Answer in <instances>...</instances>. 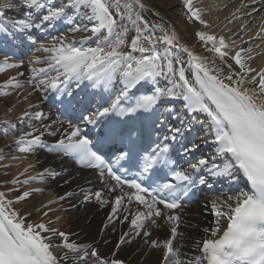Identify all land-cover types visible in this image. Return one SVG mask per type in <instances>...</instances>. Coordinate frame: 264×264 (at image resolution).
Here are the masks:
<instances>
[{"label": "snow or ice", "instance_id": "1", "mask_svg": "<svg viewBox=\"0 0 264 264\" xmlns=\"http://www.w3.org/2000/svg\"><path fill=\"white\" fill-rule=\"evenodd\" d=\"M21 2L26 9L21 14L22 18L9 24L0 23V32H8L9 27L26 32L30 29L46 28L48 24L66 19L73 25V32L91 33L90 36H83L79 40L66 35L52 36L47 44H39L36 51L48 55L43 59L37 57L36 62L45 63L47 67L32 69L33 73L39 71L45 76V79L32 85L35 91L45 93L51 91L72 97L73 91L68 86L73 81L76 82V87L87 80L93 87L105 90H110L119 81L122 87L110 106L93 113L92 116L84 117L89 124H94L98 116L107 117L110 114L131 116L137 112L152 111L162 100L182 99L186 102L185 107L188 111L206 114V134L213 137L215 156L201 157L195 162L189 161L186 169H180L176 161L171 159L167 144L163 147L158 144L151 151L142 149L144 154L139 161H135L130 154L133 151L130 147L128 151L121 150L115 161L117 165L122 160L139 165V180L129 181L114 171L113 164H109L93 151L92 141L82 136L81 128L74 127L71 123L52 146L46 145L41 140V135L32 133L20 135L16 141L20 145L19 150L29 152L36 145L48 147L49 151L72 155L81 165L99 169L102 178L107 176L114 180L115 184L109 186L108 191L115 192L119 187L121 195L115 198V206L112 208L109 221L116 216L125 197L128 203L135 200L146 209L137 211L130 221L134 231L128 235L133 238L141 234L150 237L151 232L148 229L153 225L159 227L154 217L163 215L171 227L170 238L162 243L165 251L161 264H264V70L249 79L245 73L251 74L255 70L246 67L240 52H237L232 59L244 72L238 73L240 78L237 80L233 79V75L223 76L221 70H214L202 57L195 55L187 46L179 44L175 31L169 32L163 25H152L150 30L149 22L137 11V8H146L142 0H123V3L121 0H58L57 3L53 0H21ZM183 4L192 17L205 24L199 9L193 7V0H183ZM0 7L15 8L19 11L11 2H6ZM113 8L119 14V20L114 16ZM3 15L4 13L0 12V17ZM73 16L80 22L76 23ZM124 19L129 21L136 32L130 43L129 28L122 23ZM157 29L162 35H155ZM197 35L200 41L211 42L210 50L217 53L221 60L228 57L223 37L217 40L216 36L203 31ZM93 36L95 46H86ZM32 43L35 44L36 41ZM158 43L164 45L162 50L157 48ZM177 47L191 57L190 64L195 69L193 79L186 75L179 55L173 53L172 49ZM137 52L140 53L139 56L133 54ZM16 66L9 63L5 57L4 63L0 64V72H3L5 67ZM50 72L54 75L49 74ZM161 77L171 86L159 87L158 78ZM13 81L14 78L10 79L4 86L17 89L23 87L21 83ZM31 83L29 81V84ZM149 83L156 85L153 94L139 96L135 92L130 94V90L137 89L138 85L146 86ZM24 115L28 116L29 113L25 112ZM42 116V113H35L36 119H41ZM181 122L183 123L182 119ZM11 127L14 129L15 125ZM46 128L50 129V126ZM185 131H190V127L170 128V135H164L163 140L176 141L178 136L183 137ZM112 132L114 135L123 136L122 129L113 127ZM49 134L56 135V132L50 130ZM197 148L196 144H192L191 147L186 145L185 154H192ZM164 168L170 170L176 183L157 184L153 189L155 194H150L149 188L144 187L140 181L147 179L149 174L155 178H166ZM209 177L228 178L237 182V186L234 194H224L223 198L218 197L210 202L216 216L215 226L211 230H204L206 233L210 232V238L204 239L202 246L198 245L200 249L198 257L191 261L182 260L179 248L174 247L173 243L178 235L177 228L181 217L162 213L157 205H163L164 209L168 210L181 208L179 201L189 197L190 193L194 194V189L200 191L204 188L213 189L215 181L210 182ZM155 182L153 179V183ZM239 182H244L249 186V190L239 188ZM124 185L135 191L124 193ZM72 195L71 192L67 193V196ZM29 196L30 193L25 191L17 197V201L25 200ZM96 199L101 204L109 203L108 200L102 199L100 193L96 194ZM12 204L13 201L6 199L5 193L0 192V264H66L70 259L72 264H76L75 258L70 257L69 252L82 254L80 258L85 264L89 255L95 258L94 264H123L120 259L109 260L101 257L90 245L71 242L68 234L50 228L43 222L27 223L26 217L14 210ZM124 219L127 220L128 217L125 216ZM222 220L225 221L223 227ZM42 233L51 235L46 236ZM52 236L62 238V245L54 244ZM128 242L121 236L120 244ZM146 242L154 248L161 247V243L155 239ZM60 246L67 250L62 257L54 255L52 251L54 247Z\"/></svg>", "mask_w": 264, "mask_h": 264}, {"label": "bare ground", "instance_id": "2", "mask_svg": "<svg viewBox=\"0 0 264 264\" xmlns=\"http://www.w3.org/2000/svg\"><path fill=\"white\" fill-rule=\"evenodd\" d=\"M6 2L16 5L19 11L15 8L0 7V12L4 13L3 18L10 15L11 20L21 19L22 12L26 10L21 0H0V5ZM53 2L57 3L58 0H53ZM142 2L146 8H137V11L144 20L149 22L150 30L152 25H163L169 32L175 31L179 44L187 46L195 55L202 57L214 70H221L223 76L233 75V79L237 80L240 78L238 73L244 72L232 59L237 52H240L246 67L255 70L251 74L245 73L249 79L252 75L264 70V0H193V7L199 9L201 19L205 21V24H201L187 12L183 0H142ZM112 11L119 20L120 17L115 8ZM72 18L76 20V23L80 22L75 16ZM122 23L129 28L128 41L130 43L136 35L135 28L127 19H124ZM71 29L72 27L58 35L75 37L77 40L91 35L90 32H73ZM201 31L216 36L217 40L220 37L224 38L227 45L225 50L228 52L226 59L221 60L217 53L210 50L211 42L205 43L199 40L197 33ZM155 35L160 36L162 33L157 29ZM50 40L51 38H43L40 42H36L30 58L21 60L20 63L8 60L9 63L17 66L5 67V70L0 72V192L5 193L6 199L13 201L11 207L26 217L27 223L43 222L50 228L63 231L68 234L71 242L78 245H90L91 249H95L105 259H120L123 264H161L165 251L162 243L170 238L171 227L169 223H166L163 215L159 218L154 217L159 227L153 225L148 229L151 232L150 237H144L141 234L133 238L128 235L134 231L130 221L137 211H146V209L135 200L128 203L125 197L122 207L109 221L112 208L115 206V198L121 195L119 187L115 192L108 191L109 186L114 185V182L106 177L102 178L98 173L80 169L65 154L49 151L48 147L36 145L29 152L19 150L20 145L16 141L24 133L41 135V140L46 145L52 146L69 126L58 118L47 105L49 104L47 96L51 94V91L47 93L35 91L32 86L45 79L43 74L39 71L33 73L32 69L39 70L41 67H47L45 63H37L36 58L43 59L48 54L37 52L36 48L39 44H47ZM93 40H95L94 36L86 45L91 43L89 46H95ZM21 46L25 48L26 45L21 43ZM163 47L164 45L157 44L158 49L162 50ZM172 51L179 55L186 75L189 79H193L195 69L190 64L191 57L181 52L178 47L173 48ZM133 54L140 55L138 52ZM4 60L5 58L0 57V64H3ZM49 74L54 75L51 72ZM33 76H35V82L32 81ZM13 78L14 83L19 82L23 87L17 89L4 86ZM29 81L32 83L29 84ZM118 83L117 81L113 87L117 92L122 87ZM81 84H89L92 90L96 88L87 80ZM153 86L146 85L143 89L145 91ZM158 86L163 88L171 85L161 77ZM139 90L137 89L135 93ZM3 93L9 94L4 95ZM115 97L116 95L113 100ZM175 100L174 104L178 106L171 104V107H164L165 105L160 104V109L162 108L165 116H173L170 119L172 121L180 117L184 119L187 114L183 107L186 102L182 99ZM25 112L29 115L25 116ZM37 112L43 114L41 119L35 118ZM157 113L158 109L152 114V119ZM162 120L164 118L160 120V123ZM194 123L195 119L190 125L196 128L197 123L195 126ZM11 125H15V128L13 129ZM46 126H50V129ZM50 130L55 131L56 135H50ZM206 133L202 131L200 136L205 139L207 136V138L212 137ZM209 150V154L212 157L215 156V145ZM13 181L18 182L13 183ZM25 191L29 192L30 196L25 200L17 201V197ZM69 192L73 195L67 196ZM123 192L132 193L126 188H123ZM97 193H100L102 199L108 200L109 203L101 204L97 201ZM218 197L223 198V196L204 195L195 201L194 206L179 215L181 222H179L178 235L173 243L174 247L179 248L182 260L191 261L198 257L200 255L198 245L202 246L203 240L210 238V232L206 233L204 230H211L215 226V210L210 202ZM125 216L128 217L127 220L124 219ZM221 224L223 227L225 221L222 220ZM42 234L51 235V233ZM121 236L129 242L120 244ZM150 239L160 242L161 247H152L146 242ZM52 241L56 245H62L60 237L52 236ZM52 251L54 255L62 257L67 250L60 246L54 247ZM81 255L69 252V256L75 258L76 264H85L80 258ZM94 260L95 258L89 255L86 264H94ZM66 264H72V260L70 259Z\"/></svg>", "mask_w": 264, "mask_h": 264}, {"label": "rangeland", "instance_id": "3", "mask_svg": "<svg viewBox=\"0 0 264 264\" xmlns=\"http://www.w3.org/2000/svg\"><path fill=\"white\" fill-rule=\"evenodd\" d=\"M71 31H72V29H71ZM91 43H89L88 45H86V46H89Z\"/></svg>", "mask_w": 264, "mask_h": 264}]
</instances>
